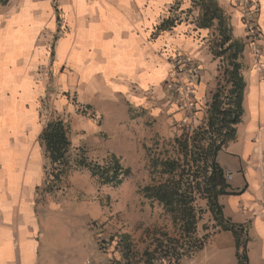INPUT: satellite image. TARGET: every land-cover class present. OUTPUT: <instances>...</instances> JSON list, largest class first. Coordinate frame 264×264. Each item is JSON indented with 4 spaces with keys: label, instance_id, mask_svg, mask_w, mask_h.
<instances>
[{
    "label": "crops",
    "instance_id": "crops-1",
    "mask_svg": "<svg viewBox=\"0 0 264 264\" xmlns=\"http://www.w3.org/2000/svg\"><path fill=\"white\" fill-rule=\"evenodd\" d=\"M217 2L229 16L234 38L245 43L244 57L253 31L264 44V0ZM199 12L192 0H0V264L13 261L2 254L7 247L36 252V236L42 233L35 207L46 181L48 158L40 140L46 91L61 92L54 102L58 110L80 115L77 126L71 122L74 148L90 137L97 139L98 131L79 107L98 115L103 99L115 101L125 121L140 123L143 112L161 115L164 110L171 122L187 121L174 103L176 108L165 101V84L171 56L179 51L203 64L198 101L215 89L211 28L197 26ZM185 13L189 16L183 18ZM169 17L175 25L159 30ZM261 59L262 67L244 71V114L248 111L249 117L243 119V114L237 138L217 156L239 191L221 196L220 202L227 217L247 225L249 264H264V48ZM168 133L166 127L159 130V136ZM199 232L204 233L201 223ZM214 232L211 242L228 236L227 258L220 259V247L214 248L221 264H238L231 231ZM28 258L25 264H32L33 256Z\"/></svg>",
    "mask_w": 264,
    "mask_h": 264
},
{
    "label": "rangeland",
    "instance_id": "rangeland-1",
    "mask_svg": "<svg viewBox=\"0 0 264 264\" xmlns=\"http://www.w3.org/2000/svg\"><path fill=\"white\" fill-rule=\"evenodd\" d=\"M193 7L196 11H200V16L201 8L194 3ZM188 16L189 14L185 13L182 17ZM217 34L216 26L212 27L209 34L210 45L215 41ZM247 45L250 53L244 57L246 68L262 67L263 60L256 52V47L252 46V42H247ZM215 59L217 83V76L224 70L226 62L222 57ZM52 78L53 76H50L51 81ZM52 92L51 95V91H46L41 99V119L46 120L47 123L49 120L60 118L70 126V129L71 122L77 126V122L81 119L80 115L71 117V113L58 110L54 102L61 92ZM70 95L75 101V93ZM211 95L199 102L198 110L194 111L197 112L196 114L180 110L167 91L165 101L170 107H173L170 103H174L178 109L176 106L173 108L182 111L184 117L192 116L190 124L197 126L207 118ZM98 104L100 110L98 115L90 107H79L82 115L91 119L98 127L95 134L97 139L90 137L79 147H73L70 165L58 181H54L53 176L50 175L51 163L47 159L46 181L39 191L35 207L42 232L36 236L39 240L36 252H25L21 249L12 251L7 247L2 254L13 260L10 264H25L29 256H33L32 264H111L115 257H119L115 252V242L113 244L110 242L112 235L129 233L139 247L144 248L150 244L155 235L163 231L171 235L177 234L170 216L162 205L147 198L142 189L158 176L152 170L151 156L163 157L168 150L173 154V141L176 136L184 132V122L169 121L167 110L161 115L143 112L140 123L130 119L125 121L126 114L121 107L115 108V101L103 99ZM248 117L247 111L243 119ZM165 127L169 132L168 135L159 136V130L163 132ZM74 135L77 138L80 131ZM113 154L120 159L123 169L129 170L118 185L100 183L99 179L93 176L90 167H80L76 163L79 157L86 156L89 162L103 165L111 160ZM223 156L225 155L221 154V158ZM213 223L210 212L206 211L201 220V230L204 233L201 235L199 232V234L204 236L211 233L207 247L199 255L184 259L182 264H221L223 260H219L218 252L215 251L217 247H220L222 252L220 259L227 258L228 236L226 239L223 236L214 238L211 242L215 233ZM205 224L209 226V230L204 228ZM158 264L169 263L162 261Z\"/></svg>",
    "mask_w": 264,
    "mask_h": 264
},
{
    "label": "trees",
    "instance_id": "trees-1",
    "mask_svg": "<svg viewBox=\"0 0 264 264\" xmlns=\"http://www.w3.org/2000/svg\"><path fill=\"white\" fill-rule=\"evenodd\" d=\"M201 8L197 26L212 28L218 34L211 42L215 58L226 62L224 70L217 76L216 87L208 103L207 118L197 126H185L184 132L176 136L173 154L151 156V166L158 176L143 187L144 195L162 205L170 216L177 234L163 231L155 235L144 248H140L131 234H115V257L111 264H182L186 258L195 257L204 249L211 233L199 234V226L205 212H210L213 229L231 231L235 237L238 264H249L247 225L235 223L224 213L220 202L223 195L239 191L228 181V174L217 160L218 153L237 138V126L244 114L246 79L244 71L245 43L232 34V26L217 0H192ZM175 25L173 17L165 18L159 30ZM46 156L51 163L50 175L58 181L66 173L73 149L70 126L60 118L49 120L40 135ZM77 166H88L100 183L118 185L124 174L120 159L113 154L103 165L91 163L86 156L76 160ZM206 230L209 226L204 225ZM105 243V242H104ZM100 244V243H99ZM102 246V244H101Z\"/></svg>",
    "mask_w": 264,
    "mask_h": 264
},
{
    "label": "built area",
    "instance_id": "built-area-1",
    "mask_svg": "<svg viewBox=\"0 0 264 264\" xmlns=\"http://www.w3.org/2000/svg\"><path fill=\"white\" fill-rule=\"evenodd\" d=\"M252 46L256 47L258 54L262 53L264 44H260L257 41L260 39L259 32L253 31L252 34ZM172 70L169 80L165 84V89L170 98L176 101L177 106L182 111H189L191 114H196L198 110L199 101L197 98L196 84L202 75V65L195 58L184 54L183 52H175L171 56ZM187 121L184 122V127L191 125L193 117L186 116Z\"/></svg>",
    "mask_w": 264,
    "mask_h": 264
}]
</instances>
